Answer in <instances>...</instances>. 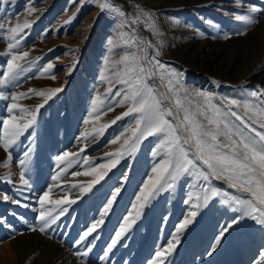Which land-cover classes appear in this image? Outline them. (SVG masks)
<instances>
[{
	"label": "rangeland",
	"instance_id": "374dc122",
	"mask_svg": "<svg viewBox=\"0 0 264 264\" xmlns=\"http://www.w3.org/2000/svg\"><path fill=\"white\" fill-rule=\"evenodd\" d=\"M100 3L103 0L0 3V23L4 24V29H0V79L10 59L6 29L25 20L31 23L17 37L21 43L14 49L29 52L19 62L23 70L17 80L0 85V129L3 119L18 114L8 111L11 100L7 97L11 93H27L19 103L34 109L44 98L30 89H63L40 109L37 124L8 150L11 166L0 167V264H150L155 253L165 249L176 235L179 243L166 254L164 264H264V226L251 218H240L233 203H224L233 195H241L224 179L209 177L205 181L195 171L182 174L171 189L156 194L136 218L133 206L138 203L137 196L148 178L154 176L152 169L168 158L166 149L160 146L162 135L143 138L136 151L121 158L90 192L82 194L79 187L94 177L74 175L114 159L106 154L116 152L139 118L138 113H132L111 123L129 106L117 104L127 91L125 85L115 82L114 74L123 68L117 62L125 54L143 55L137 47L126 43L129 37L137 41L139 49L147 47L141 41L154 45L147 49L148 57H155L165 68L154 69L156 75L148 77L147 83L164 107H172L174 113L169 79L181 98L185 97V90L188 94L205 91L222 106L224 97L244 99L253 90H264V0H112L128 15L127 20L113 10L101 11ZM136 5L153 13L158 36L143 24L131 23V17L138 14ZM253 6L259 9L252 13L257 23L246 34L235 35L244 25L234 16L248 14ZM32 8L36 11L30 14ZM225 35L230 38L224 39ZM49 63L53 67L45 72ZM168 71L177 75H165L162 80L161 73ZM102 73L113 77L112 93L107 91L108 82L100 79ZM117 90L121 91L119 96L115 95ZM97 97L100 102L93 112ZM188 99L193 103L198 100L192 95ZM168 119L175 122L174 116ZM104 124L109 127L103 134L92 132L94 127ZM255 126L259 129V125ZM86 130L92 134L85 140L82 134ZM115 138H119V143L112 144ZM26 152L27 186L19 178V161L25 159ZM64 152L77 154L69 158L70 164L56 160ZM7 156L0 147V164L7 161ZM200 167L207 171L202 163ZM57 174L60 178L53 180ZM49 188L52 191L45 207L55 208L54 215L61 207L67 211L41 232L39 199ZM117 188L120 192L104 215V223L81 241L82 234L100 219ZM203 188H208L209 193L215 188L220 195L210 197L204 204ZM3 195L10 199L3 200ZM196 196L201 197L198 210L192 207L198 203ZM65 198L75 203L56 206L50 202ZM191 211H198L193 223L177 233V227ZM129 216L136 222L112 252H107L115 233ZM234 219H239V223L216 245L220 232ZM213 247L216 250L209 255Z\"/></svg>",
	"mask_w": 264,
	"mask_h": 264
},
{
	"label": "snow or ice",
	"instance_id": "6c2138e0",
	"mask_svg": "<svg viewBox=\"0 0 264 264\" xmlns=\"http://www.w3.org/2000/svg\"><path fill=\"white\" fill-rule=\"evenodd\" d=\"M9 2L10 0H0V3L3 4H8ZM99 7L101 11L113 10L119 13L125 20L129 18L120 7L112 3V0H103ZM136 8L138 9V14L131 17V23L143 24L158 36L160 33L153 19V13L140 8L139 5H136ZM35 11V8L29 10L30 14ZM257 11L259 9L253 6L249 9L248 14H236L234 16L236 21L242 22L244 25L241 31L235 33V35L246 34L249 27L257 23V20L252 16V13ZM29 27H31V23L25 20L23 24L17 22L14 26H9L6 29L7 39L10 41L7 45L10 59L7 61V71L4 73L3 79H0V85H8L10 82L17 80L20 71L23 70L19 62L26 59L29 56V52H16L14 49L21 43L17 37L21 36L24 30ZM0 29H4L3 23H0ZM229 38L228 35L224 36V39ZM126 43L129 46L137 47L139 51L143 52V55H139L136 52L125 54L117 62L123 65V68L114 74L115 82L125 85L127 89L123 98L117 104L123 106L127 103L129 106L122 115L117 116L111 123L115 124L117 120L132 113H138L139 118L135 121V127L128 129L131 135L123 140L116 152L106 154L110 157H115L114 159L109 160L106 164L99 165L98 168L93 167L83 173H74L76 176L91 175L94 177L86 185L80 186L79 191L82 194L90 192L96 184H99L104 179L107 172L119 163L121 158L136 151L143 138L162 135L163 139L160 146L166 149L168 158L152 169L154 176L148 178V181L137 196L138 203L133 206L136 210V218H139L142 209L147 206L156 194L171 189L182 174L195 171L205 181H208L209 177L224 179L232 189L241 193L239 196H231L230 200H225L224 203H233L235 205L233 210L241 214L240 218L248 217L264 226V90H253L248 93L249 98L244 99L224 97L225 105L222 106L214 102V97L211 93L205 91H196L188 94L187 90H185L186 95L181 98L178 91L172 87V80L169 79L168 87L172 93V101L175 107L174 113L172 107H164L163 102L153 94L152 88L147 83L148 77L156 75L154 69L165 68L155 57H152L151 60L148 57L147 49L154 47V45L151 41H141L140 43L146 44L147 47L139 49L137 41L131 37ZM157 55H159L158 51ZM105 63L107 65L108 61ZM52 67L53 65L49 63L44 71L47 72ZM72 67L74 68L75 64ZM165 75L176 76L177 74L172 71L162 72V80ZM51 79H55V76H51ZM100 79L108 82L110 86L107 91L112 93L113 77L102 73ZM176 83L179 84L178 78ZM259 88L260 86L258 85L257 89ZM29 91L36 96L44 98L43 102L35 106L34 109H28L19 103L21 98L28 95L27 93L13 92L10 97H7L11 100L8 108L9 113L18 114H12L2 121L0 147L8 153V156L7 161L0 164V167L9 168L11 166L12 157L8 150L17 143L21 136L37 124L40 109L63 89L53 88L47 91L30 89ZM120 94V90L115 92L117 96ZM189 95L198 98V100L193 103L191 99H188ZM241 96L243 97L244 93H241ZM99 102L100 98L97 97L93 104V112L97 111L96 105ZM111 110L113 109L109 108V111ZM172 116H174L175 122L168 119V117ZM96 119L98 120L99 117L97 116ZM85 123H89V121L86 120ZM255 125H259V129ZM107 127H109L108 124L94 127L92 132L103 134L104 129ZM92 132L86 130L82 134L83 138L86 140ZM111 143H119V138L113 139ZM83 150L81 149V151ZM190 150H194L191 156L189 155ZM24 155L25 159L19 161L22 169L19 178L22 184L27 186L29 185V180L25 178V171L28 168V153L26 152ZM75 155L77 154L64 152L63 155L57 156L56 160L61 163L68 161L70 164L69 158ZM84 162L87 164V159ZM201 163L206 167L207 171L200 167ZM62 171H66V169ZM10 176L11 173H9V182H11ZM59 178L60 175L57 174L52 179L58 180ZM73 187H77V185H73ZM51 191L52 188H49L39 199L41 208L39 219L42 222L39 231L41 232H45L51 224L56 223L60 215L67 211V208L61 207L59 213L54 215L53 213L56 212L55 208L49 209L45 207L46 203H49V193ZM202 191L204 192V204H207L210 197L220 195V192L215 188H212L210 193L208 188H203ZM119 192V188L115 189V193L103 209L100 219L91 224L82 234L80 237L81 241L86 240L87 237L95 233L104 223L103 217L111 209L112 203L116 199V194ZM2 198L5 201L10 199L7 195H3ZM200 199V196H196L198 203L192 205L193 208L198 210L202 206L199 203ZM16 202L18 203V201ZM50 202L60 206L62 204L75 203V200L65 198ZM197 214L198 211H191L179 224L176 232L180 233L186 229L188 225L193 223ZM135 222L136 220L130 216L125 217L119 231L115 233V238L112 239L108 246L107 252H112L113 247L117 245L121 237L125 235ZM237 223H239V219H234L226 225L217 237L215 244L219 245L225 233ZM32 230L35 231L36 229L33 228ZM178 243L179 235H176L169 241L165 249L155 253V258L150 264H164L166 254L173 252ZM215 250V247H213L208 254L211 255ZM88 251H91V248ZM83 255L86 256L87 252H84Z\"/></svg>",
	"mask_w": 264,
	"mask_h": 264
},
{
	"label": "water",
	"instance_id": "95a60500",
	"mask_svg": "<svg viewBox=\"0 0 264 264\" xmlns=\"http://www.w3.org/2000/svg\"><path fill=\"white\" fill-rule=\"evenodd\" d=\"M230 84H232V83H230Z\"/></svg>",
	"mask_w": 264,
	"mask_h": 264
}]
</instances>
